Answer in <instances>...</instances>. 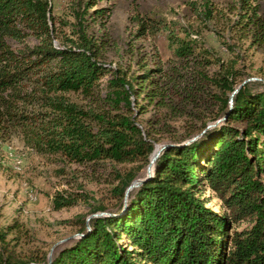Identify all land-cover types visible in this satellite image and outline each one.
I'll list each match as a JSON object with an SVG mask.
<instances>
[{"label":"trees","instance_id":"trees-1","mask_svg":"<svg viewBox=\"0 0 264 264\" xmlns=\"http://www.w3.org/2000/svg\"><path fill=\"white\" fill-rule=\"evenodd\" d=\"M263 1L232 0L227 9L235 16L236 35L256 46L264 45V18L258 13ZM94 5L88 0L83 15ZM192 6L208 24L225 15L208 0ZM132 22L135 38L164 32L176 58L192 55L195 40L187 30L179 37L165 21L147 14H136ZM54 25L49 0H0V136L15 135L35 153L70 163L141 162L143 169L154 144L130 113V98L136 100L139 93L126 86L123 77L109 83V106L119 110L122 103L129 114L85 109L58 95L90 93L107 70L95 61L97 45L81 23L73 28L74 39L65 37L70 47L53 45ZM27 35L39 39V47L22 53L11 50L9 41L23 42ZM232 69L219 73L214 83L219 93L237 88ZM173 77L162 68L144 71L137 79L141 87L147 84L145 100L158 107H166L167 99L195 107L203 93L199 81L181 84ZM227 103L228 98L222 112ZM228 114L229 124H246L243 133L225 125L186 145L193 137L190 133L167 144L171 147L157 159L153 176L129 193L123 214L94 219L91 231L82 229L83 237L54 256L51 264H264V184L259 180L264 175V92L252 94L245 84ZM7 127L19 131H4ZM134 179L133 173L120 177L114 194L123 198ZM203 188L217 194L229 215L219 216L205 207ZM72 202V197L59 195L53 201L55 209ZM243 221L250 227L237 231ZM122 236L131 249H120ZM3 247L0 264H47L46 257L15 262Z\"/></svg>","mask_w":264,"mask_h":264},{"label":"rangeland","instance_id":"rangeland-1","mask_svg":"<svg viewBox=\"0 0 264 264\" xmlns=\"http://www.w3.org/2000/svg\"><path fill=\"white\" fill-rule=\"evenodd\" d=\"M92 1L95 5L83 15L88 0H49L57 37L53 45L70 47L65 37L74 39L73 28L81 23L97 45L95 61L107 70L90 93L68 91L58 95L85 109L129 114L124 104L114 110L108 103L112 92L109 83L116 77H123L126 86L130 85L133 92L139 93L136 100L134 96L130 98V113L144 134L148 133L147 141L154 144L149 164L158 152L157 159L161 156L166 149L162 150L163 146L179 141L188 133L195 137L194 141L209 130L225 125L243 133L244 122H227L235 95L231 96L233 92L219 93L214 83L224 68L232 67L237 87L249 80L245 84L249 83L252 94L264 92V45H253L249 39H240L236 35L232 29L235 16L227 10L232 0H208L225 13L224 17L209 24L196 16L195 6H192L193 3L200 4L201 0ZM258 13L264 18V1L260 3ZM136 14L165 21L179 37L184 36V29L187 30L190 39L195 40L192 55L187 60L176 58L168 47L164 32L154 38H135L137 27L132 17ZM39 44V39L32 35H27L23 42H8L11 50L18 53L35 49ZM156 68H162L181 84L199 81L203 88L200 102L193 108H184L168 99L166 107L145 100L147 84L141 87L137 78L144 71ZM125 89L130 92V88ZM227 98L228 112H222L223 101ZM216 122L219 124L206 129ZM202 126H205L203 130ZM4 131L19 130L7 127ZM157 159L151 165V176ZM149 164L140 169L141 162L70 163L59 156L35 153L15 135L5 139L0 136V233L4 234L0 250L5 246L7 255L15 262L47 259L49 253L53 259L83 237L82 229L89 233L94 219L123 214L124 197L115 195L113 189L119 184L120 177L129 173L135 175V181L146 180ZM259 180L264 184V175ZM57 195L72 197V204L55 209L53 201ZM200 196L210 211L219 216L229 215L217 194L210 189L203 188ZM250 224L240 222L236 229L241 231ZM119 245L121 250L131 249L126 236H122Z\"/></svg>","mask_w":264,"mask_h":264},{"label":"water","instance_id":"water-1","mask_svg":"<svg viewBox=\"0 0 264 264\" xmlns=\"http://www.w3.org/2000/svg\"><path fill=\"white\" fill-rule=\"evenodd\" d=\"M246 82H249V80H246V81L242 82V84L233 91V93L231 94V96L235 95L242 88V86ZM217 124H219V122H216L213 125L207 126L206 129H209L211 127H214ZM194 139H195V137L192 138L191 140L187 141L185 143V145L188 144V143H190V142H192V141H194ZM169 147H171V145H165V146L162 147V150L165 149V148H169ZM158 156H159V152L154 157H152V159L150 160V164L148 165L147 171H146L147 172V178H146V180H138V181H135L134 180V181H132V183L130 184V186L126 189L125 194H124V206H123V210L126 209V203H127V198H128L129 193L132 190H134V189L138 188L139 186H141L143 183H145L147 180H149L151 178V172H149V171H150L151 165L153 164V162L155 161V159H157ZM102 215H104V214H99L98 216H102ZM109 216H111V215H109ZM63 242H65V241H62V243ZM51 263H52V254L49 253L48 258H47V264H51Z\"/></svg>","mask_w":264,"mask_h":264}]
</instances>
